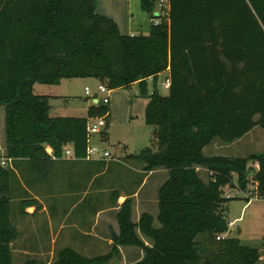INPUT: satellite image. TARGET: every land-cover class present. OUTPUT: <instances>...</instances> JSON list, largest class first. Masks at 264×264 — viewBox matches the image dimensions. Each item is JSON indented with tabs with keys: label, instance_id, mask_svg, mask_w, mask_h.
Returning <instances> with one entry per match:
<instances>
[{
	"label": "trees",
	"instance_id": "16d2710c",
	"mask_svg": "<svg viewBox=\"0 0 264 264\" xmlns=\"http://www.w3.org/2000/svg\"><path fill=\"white\" fill-rule=\"evenodd\" d=\"M96 3L0 0V159L28 158L41 169L50 157L46 145L55 157L68 145L85 157L89 117L108 121L110 106L102 101L87 116L52 115L49 97L34 92L36 83L94 78L116 89L138 82L139 95L149 98L145 120L155 127L158 149L146 146L129 156L146 171L167 169L168 177L158 189L159 226L147 211L133 221L128 197L109 252L89 257L66 246L54 264H107L122 245L143 250L136 264L257 263L260 246L216 235L229 229L224 204L234 197L223 196L224 186L247 191L253 177L254 191L264 195V151L233 157L206 155L203 148L215 139L231 143L254 126L264 129V0H170L148 34L134 35L122 34ZM140 3L155 17L157 0ZM168 69L171 86L163 94L159 76ZM101 133L106 137L107 128ZM197 167L209 172L207 180ZM13 175L0 160V264H13L19 234L12 221ZM34 202L23 199L22 210Z\"/></svg>",
	"mask_w": 264,
	"mask_h": 264
},
{
	"label": "crops",
	"instance_id": "0c3cea01",
	"mask_svg": "<svg viewBox=\"0 0 264 264\" xmlns=\"http://www.w3.org/2000/svg\"><path fill=\"white\" fill-rule=\"evenodd\" d=\"M169 2L170 0H157V10L154 14L155 17L149 15L148 25H144L143 22H138L136 25H132L134 24L133 20L135 19L133 7L139 5L141 8L140 0H97L96 9L99 13L112 17L117 22L122 34H148L150 23L152 21L157 22V16H165L167 14ZM163 73H166V77L170 75L169 69L161 72L160 76ZM71 79H77L84 82V97L90 99V101L82 106V112L80 114H75L78 109L70 105L69 107H64V105L55 106L53 101L58 102L62 97H67V95L70 96L69 94H65L67 92L63 89L64 85H61L66 81V78L62 79L59 84H49L55 85L57 90L53 91L52 89H47L42 90L39 93L49 97L52 115L87 116L89 107L96 104L95 100L86 93L85 87L91 84L90 81L98 80L94 78ZM148 80L149 83L152 82V78H149ZM136 84H138V82H135L132 85ZM117 89L118 88L112 89L110 93L109 106H111V108L107 121L108 125L103 129L105 130L107 128L108 135L106 137L102 136L103 140L110 139V128L112 130V127L114 128V126L119 123L126 125L131 124L136 120L133 119L135 115H137L139 122L143 123V126H145V124L149 125L145 120L146 106L149 102V98L140 96L138 93L137 98L132 102L130 118H122L121 120L116 113L118 99L115 97V91ZM93 91L95 92L96 90ZM152 91L149 90L150 93ZM53 108H55V112L52 113ZM91 118L93 117H89L88 120ZM257 128L258 126H254L242 137L231 143H223L220 140L215 139L203 148V152L206 155L216 154L233 157L246 156L253 152L251 150L253 144L256 146L257 141L255 140L253 133ZM68 149H71V152H67ZM46 151L50 157L44 158L45 160H43L41 164V169H37L28 158H3L7 161V164L4 166L10 167L13 170V196L17 197L20 211L25 215V222L29 224L31 230L38 231L42 227L52 237H59L63 234L67 237H81L85 240L102 239L107 241V245L112 248V232L119 233L117 212L122 203L128 197L133 199V221L137 222L141 214L147 211L154 216L156 225L159 211L158 189L168 177L167 169L160 167L146 171L143 163L129 156L133 153H138L139 151L131 152L127 149L126 155H121L119 157L120 159L116 160L112 157L111 153L110 156L99 157L97 159L77 157L74 154L72 145H68L65 148L61 157H55L53 154V148L49 145H46ZM252 165L257 168L256 163ZM124 166L125 168L128 167V169L123 170ZM197 170L200 176L204 180H207L209 172L203 167H197ZM202 172H204V176H202ZM149 186H152L156 196L155 207L153 209L147 208L149 201L146 199L145 190H147ZM225 188L234 189L237 187L226 185L222 188L223 196H236L232 193H225ZM251 189L253 191L255 189L253 177H251V182L248 185L247 191H252ZM256 195L258 198H264V195L258 196L257 193ZM23 199H33L35 202L29 204L30 206H27L23 211L21 205ZM249 199L242 205L240 212L236 216L233 218L227 216L229 229L226 233H223V235L237 236L244 244L254 247L260 246L261 252H263L264 228L260 232H244L242 226L240 227L237 225L234 227L238 221L243 219L244 216L242 217V215L243 213L245 215ZM224 205L229 208V201ZM40 214L42 215V220H40ZM13 223L17 229L20 230L19 228H21V225L16 224L14 221ZM102 229H104L105 232L108 231L109 235L103 234ZM139 234L145 240L144 235L141 232ZM146 243H150V240L146 241ZM66 246L69 245H65L64 247ZM119 248L121 255L124 253L125 249L134 250L137 246L122 245L119 246ZM262 258L263 256L261 255L257 264H264V262H261Z\"/></svg>",
	"mask_w": 264,
	"mask_h": 264
},
{
	"label": "rangeland",
	"instance_id": "374dc122",
	"mask_svg": "<svg viewBox=\"0 0 264 264\" xmlns=\"http://www.w3.org/2000/svg\"><path fill=\"white\" fill-rule=\"evenodd\" d=\"M137 1V0H134ZM134 24L136 25L138 22H143V24H149V14L144 12L140 6L133 7ZM166 78V73H163L160 76L158 82V88L161 93L166 94L168 89L164 86V80ZM91 88L93 90L97 89V85L99 81H90ZM63 89L65 90V94L67 97H62L58 102L53 101L54 105H64V107L73 106L77 108L75 114H80L82 111V106L90 101V99H86L84 97V82L77 79H66L63 82ZM57 90L55 85L36 83L34 91L36 94H39L42 90ZM140 87L139 84L132 85L129 88H118L115 91V97L118 99V107H116V113L119 118L129 119L131 116L132 102L135 98H137V94L139 93ZM149 90H153V84L150 82ZM111 95V94H110ZM139 95V94H138ZM102 98V94H100ZM110 104V103H109ZM112 105V104H111ZM111 108V106H110ZM55 112V108H53L52 113ZM136 119L131 124H116L112 130L110 128V139L103 140L101 133H94L91 135L90 143L93 146L98 147V157H101L105 150H108L112 157L116 159H120L121 155H126V149L131 152L139 151L145 146H150L154 150L158 149V143L154 134L155 127L152 125L143 126L142 122H139L137 115L133 117ZM0 120L1 123H4V109L0 107ZM90 121H97L96 118H91ZM262 128H257L253 133L255 140L257 141L256 146L253 144L251 150L253 152L263 151L264 150V129L258 130ZM4 145V133L0 129V146ZM243 148V147H242ZM1 151V150H0ZM244 154V153H238ZM4 157L1 156L0 160H4ZM1 161V163H2ZM7 164V163H6ZM3 165V164H2ZM4 166V165H3ZM5 167V166H4ZM8 168V167H7ZM122 168V167H121ZM128 169V167L123 168V170ZM204 176V172L201 173ZM205 178V177H204ZM252 190V189H251ZM225 193H232L236 196L229 200V208L226 207V216H230L233 218L236 216L242 207V205L249 199L248 208L243 213V219L238 221L234 227L239 225L242 226L243 231H256L260 232L264 228V198H258L256 192L252 191H241L237 188H225ZM145 196L147 201H149L147 208L153 209L155 207V191L152 186H149L147 190H145ZM247 196V197H246ZM12 207L13 213L12 218L16 224H20L21 228L18 230V237L14 240L12 244L13 249V264H29V261H33L34 264H54V261L57 258L58 251L63 248L65 245H69L81 252L82 254L93 257L101 254H105L110 251L111 246L107 245V241L102 239L97 240H85L81 237H67L63 234L59 237H52L46 230L42 227L40 230L35 231L31 230L29 224L25 222V215L21 213L19 208V201L17 197H12ZM40 220H42V215L40 214ZM156 226H159L158 220L156 221ZM102 233L109 235V232L102 229ZM138 233H140L138 231ZM140 235V234H139ZM142 235V234H141ZM224 236L223 234H220ZM145 237V236H144ZM145 241H149L147 237H145ZM263 256L261 262H264V251L261 252ZM143 256V251L140 247L135 248L134 250L125 249L124 253L119 256L114 257L107 264H136V262ZM257 264V263H256Z\"/></svg>",
	"mask_w": 264,
	"mask_h": 264
},
{
	"label": "built area",
	"instance_id": "2783aa9c",
	"mask_svg": "<svg viewBox=\"0 0 264 264\" xmlns=\"http://www.w3.org/2000/svg\"><path fill=\"white\" fill-rule=\"evenodd\" d=\"M164 86L166 89L170 88V86H171L170 75L165 78ZM85 90H86V93L89 94L93 100H95L96 104H98L99 101H102L105 104L110 103V93H111L112 89L107 84H105L103 82H99L95 92L93 91V89L89 85H87L85 87ZM100 94H102V98L100 97ZM93 118H96L97 121L92 122V121L88 120V124H87L88 133H89V145H88L87 153L85 156L87 159L99 158L97 156V154L99 152L98 147L91 145L90 138H91V135L94 133H101L107 125L106 116H99V117H93ZM67 152H71V149H68ZM107 156H110V152L104 151V153L101 157H107ZM6 163H7L6 160L2 161L3 165H5ZM222 237L223 236L220 234L216 235V239H219Z\"/></svg>",
	"mask_w": 264,
	"mask_h": 264
}]
</instances>
